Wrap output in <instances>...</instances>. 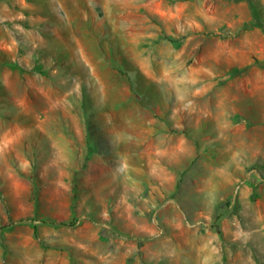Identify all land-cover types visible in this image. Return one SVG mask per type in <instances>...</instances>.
Segmentation results:
<instances>
[{"label":"rangeland","instance_id":"1","mask_svg":"<svg viewBox=\"0 0 264 264\" xmlns=\"http://www.w3.org/2000/svg\"><path fill=\"white\" fill-rule=\"evenodd\" d=\"M249 4L0 0V264H264Z\"/></svg>","mask_w":264,"mask_h":264},{"label":"trees","instance_id":"2","mask_svg":"<svg viewBox=\"0 0 264 264\" xmlns=\"http://www.w3.org/2000/svg\"><path fill=\"white\" fill-rule=\"evenodd\" d=\"M248 1L250 3L249 5H250V11H251V15H252L251 25H254V26L261 28V30L264 32V21H262L257 7L255 6V4L251 0H248Z\"/></svg>","mask_w":264,"mask_h":264}]
</instances>
